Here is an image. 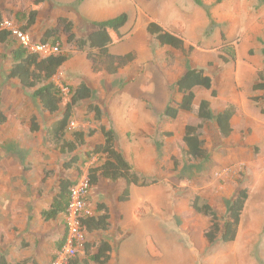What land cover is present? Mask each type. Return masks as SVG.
Wrapping results in <instances>:
<instances>
[{"label": "rangeland", "instance_id": "obj_1", "mask_svg": "<svg viewBox=\"0 0 264 264\" xmlns=\"http://www.w3.org/2000/svg\"><path fill=\"white\" fill-rule=\"evenodd\" d=\"M9 1L0 0V11L21 2ZM41 1L36 24L27 32L33 44L56 26L65 10L75 17L76 37L84 38L96 29L91 22L87 29L82 27L83 0ZM201 1L211 6L212 26L193 0H117L111 14L98 16L128 17L125 27L110 31L109 53H133L135 60L115 75L92 73L86 53L76 51L60 35V53L70 59L53 83L65 96L80 83L94 93L92 101L73 110L67 138L74 132L86 138L71 169L64 168L70 156L56 152L45 136L63 108L51 116L32 99V91L7 80L9 49L0 46V109L6 118L0 125V251L6 252L10 264L24 260L52 264L65 224L63 218L43 222L40 212L58 193L60 180L79 181L91 167L99 166L102 160L86 153L102 144V126L114 132L116 149L145 186H131L127 202L118 201L126 187L123 180H101L91 187L88 211L92 216L98 204L106 205L110 226L105 232L86 234L84 244L110 241L114 264H264V149L255 144L264 131L252 127L241 131L236 120L230 136L223 138L215 124L202 123L200 133L209 159L196 161L185 155L182 137L187 125L200 121L184 112L175 120L163 116L169 104L180 100L175 83L187 65L207 71L218 93L213 99L209 92L196 90L195 110L208 99L217 113L223 98L251 94L259 73L264 81V73L251 68L264 71V61L259 60L264 48V1ZM151 22L180 37L192 51L186 55L161 48L146 32ZM90 104L99 108V119L88 111ZM32 119L39 127L36 133L31 132ZM242 189L248 191V200L234 243L208 245L203 231L210 220L194 214L191 200L201 197L222 223L225 203ZM83 257L84 252L77 254L67 264H82Z\"/></svg>", "mask_w": 264, "mask_h": 264}, {"label": "trees", "instance_id": "obj_2", "mask_svg": "<svg viewBox=\"0 0 264 264\" xmlns=\"http://www.w3.org/2000/svg\"><path fill=\"white\" fill-rule=\"evenodd\" d=\"M11 1L9 2L12 3ZM193 2L206 12L210 20L209 11L211 6L205 5L201 0H193ZM40 3H42L41 0L18 1L14 9L0 11V24L4 22L20 24V31L26 34L36 24ZM127 22L128 17L124 13L113 19L95 22L92 23L96 28L94 31L84 38H78L73 33V23L68 19L59 17L56 21V26L47 29L40 37L39 43L55 45L59 42L60 35H62L66 38V43L73 46L76 51L86 53L87 59L91 63L92 73L100 74L105 72L108 75H115L119 70L125 69L135 60L133 53L125 56H113L109 53V46L112 43L110 31L122 29ZM210 25H213L211 20ZM146 32L155 39L160 47L186 55L192 51V48L186 47L185 42L180 37L163 30L155 22L147 25ZM0 46H6L9 49L11 66L6 74L7 80H15L23 90L32 91V99L38 102L43 112L52 116L63 108L61 117L47 128L45 136L46 141L51 144L56 152L60 155L70 156L69 161L64 164V168L71 169L78 163L76 152L78 146L85 143L86 136L82 132H74L71 134V138L68 139L67 131L74 108L81 102L93 100L94 93L92 89L86 84L80 83L75 88H70L65 96L62 90L53 83V78L70 59L66 54L59 52L57 55L40 57L29 53L18 44L10 33L5 31H0ZM261 56L264 60V48L261 51ZM261 78V74H259V79ZM175 88L181 99L179 102L169 104L163 116L170 120H175L180 112L196 116L200 123L187 125L184 128L182 142L185 146V155L188 158L196 161H206L209 159V152L205 149V143L200 133L202 123L211 122L215 124L219 134L223 138H227L232 133L230 122L235 116L237 109L232 104H227L221 113L214 114L211 110V104L202 100L195 110L194 102L196 97L194 91L196 89L210 92V96L213 99L217 97V93L213 89L212 78L202 69L191 68L187 65L184 74L176 82ZM254 89L264 90V85H257ZM88 111L94 113L97 119L101 116L99 108L92 104L88 106ZM5 122L6 118L0 109V125ZM38 131V125L32 119L31 132L36 133ZM100 133L103 137L102 144L95 145L91 151L86 153L88 158L98 156L102 160L99 166L91 167L87 172L89 187L97 185L101 180H108L113 183L123 180L126 187L120 194L118 201L127 202L129 200L130 187H144L145 184L141 183L138 175L133 172L122 153L116 149L114 132L102 126L100 127ZM167 136L170 135L168 134ZM76 183L77 181L68 179L59 181L58 193L53 197L48 208L40 212V218L43 222L56 221L60 218L64 220L70 189ZM247 200L248 191L242 189L234 199L227 201L225 203L226 214L222 223H220L214 209L201 197L195 196L191 200L190 207L194 214L210 220V225L203 231V238L208 245H214L216 242L223 244L234 243ZM109 226L110 215L108 208L104 204L97 205L94 215L80 220L81 230L85 234L105 232ZM65 238L66 229L62 239L57 244V250H60L64 245ZM83 252V259L81 261L76 259L75 263L79 261L82 264H108L112 257V248L104 240L85 243ZM6 257V252L0 251V264H10ZM27 263L28 261L24 260L17 264Z\"/></svg>", "mask_w": 264, "mask_h": 264}, {"label": "built area", "instance_id": "obj_3", "mask_svg": "<svg viewBox=\"0 0 264 264\" xmlns=\"http://www.w3.org/2000/svg\"><path fill=\"white\" fill-rule=\"evenodd\" d=\"M0 31L10 33L23 49L40 57L57 55L60 52L59 43L55 45L41 44L39 42L33 44L29 35L20 31V28L14 22L0 24ZM89 190L87 174L82 176L76 185L70 189V196L64 216L66 229L65 243L57 251L52 264H67L77 254H82V246L84 247L83 239L86 234L81 230L80 220L84 217L91 216L86 204V197Z\"/></svg>", "mask_w": 264, "mask_h": 264}, {"label": "crops", "instance_id": "obj_4", "mask_svg": "<svg viewBox=\"0 0 264 264\" xmlns=\"http://www.w3.org/2000/svg\"><path fill=\"white\" fill-rule=\"evenodd\" d=\"M83 2L84 3L82 5V8L80 9L79 13H80L81 16L86 18V19H84L85 21H83L84 25L82 24V27L87 29V25L90 22L91 23H95V22H101V21H106L108 19H111V18H97V17L100 16V15H104V17H106V15L111 14L112 11L116 8L115 4H116L117 0H83ZM88 6L91 7V12L89 11V7ZM59 17L68 19L69 21H71L73 23V25L75 24L74 15L72 13L67 12L66 10L63 11V12H60ZM161 48H165V47H161ZM259 60L264 61L262 57H260ZM251 68L256 73L257 72L258 73L259 72H264L263 70L256 69L257 67L256 68L251 67ZM184 72H183V74H184ZM205 73L207 75H209L207 71H205ZM259 80H260L259 82H253L252 83L251 89L253 91L251 92V94L250 93L247 94V95H242L241 94V95H239L236 98H234L232 96H229L227 98L225 97V98L222 99L223 105L217 111V113H214L213 111L212 112L214 114L221 113L224 110V108H225V106L227 104H232L237 109V112H236L235 116L233 117V119L230 122V126H231L232 130L234 129V126H233L234 122L236 120H238L239 123H240L239 124V126H240L239 130H241V131L244 128H250V127H252L255 130H259V128H260L261 130L264 131V127L261 126V125H264V90H261V89L255 90L254 89V87L257 86V85H261V84L264 85V81H262V78L259 79ZM13 81H15V80H13ZM15 82H17V81H15ZM213 89L215 90L214 81H213ZM196 90L207 92V91L202 90V89H196ZM196 90L194 91V93L196 92ZM217 96H218V93H217ZM180 99H181V96H180ZM203 100L208 101L211 104V102L208 99H203ZM195 101H196V98H195ZM194 105H195V102H194ZM255 144L264 149V137L262 136L260 139H258ZM129 196H130V190H129ZM104 241L108 242L110 244L111 248H112V257H111V260H110V262L108 264H114L115 261H114L113 244L110 241H107V240H104Z\"/></svg>", "mask_w": 264, "mask_h": 264}]
</instances>
